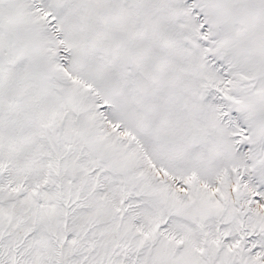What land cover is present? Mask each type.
Listing matches in <instances>:
<instances>
[{
	"label": "snow or ice",
	"instance_id": "snow-or-ice-1",
	"mask_svg": "<svg viewBox=\"0 0 264 264\" xmlns=\"http://www.w3.org/2000/svg\"><path fill=\"white\" fill-rule=\"evenodd\" d=\"M0 264H264V0H0Z\"/></svg>",
	"mask_w": 264,
	"mask_h": 264
}]
</instances>
